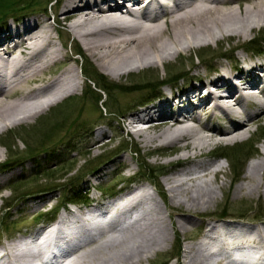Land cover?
Segmentation results:
<instances>
[{
    "label": "bare ground",
    "instance_id": "6f19581e",
    "mask_svg": "<svg viewBox=\"0 0 264 264\" xmlns=\"http://www.w3.org/2000/svg\"><path fill=\"white\" fill-rule=\"evenodd\" d=\"M51 11L54 17H29L10 30L0 29V130L36 118L87 88L79 59L66 51L72 40L125 94L161 84L171 88L158 92L162 99L141 113L132 111L120 133L132 129L137 149L145 154L174 147L176 157L164 164L177 169L164 178L166 190L160 185L164 190L152 192L148 183H140L116 203L99 204L107 214L102 221L67 210L40 242L41 228L27 231L23 239L0 248V264H41L43 258V264H76L79 259L81 264H142L170 240L164 209H184L178 222L185 231L198 212L215 207L219 192L227 190L220 179L225 167L210 157L211 147L244 143L251 127L264 121V55L243 46L264 30V0H58ZM224 40L237 41L240 52L232 66L218 61L213 74L197 73L198 84L187 87L170 82L180 72L178 60ZM131 77L137 81L123 82ZM252 88L260 91L248 92ZM105 137L99 131L87 151L103 146ZM261 151L236 185V196L264 195ZM11 178L12 173L0 176V186ZM120 226L111 230L115 235H105ZM184 252V264H264V222L207 224L201 240L186 245Z\"/></svg>",
    "mask_w": 264,
    "mask_h": 264
},
{
    "label": "rangeland",
    "instance_id": "374dc122",
    "mask_svg": "<svg viewBox=\"0 0 264 264\" xmlns=\"http://www.w3.org/2000/svg\"><path fill=\"white\" fill-rule=\"evenodd\" d=\"M29 1L30 0H24V3ZM47 1L48 0H41V5L36 6L35 10L37 11L32 14L45 12L41 11L44 10L43 8H45L44 5ZM53 1L51 5L48 4V11L43 14H38V16L41 18H43V15L54 17L51 7L54 6L56 2L55 0ZM8 23L9 21H7L5 25ZM3 26L0 27L3 28ZM63 28L64 27L61 29L63 30ZM255 37L257 39L254 40ZM251 38L253 39L252 41L244 43V48L254 55H264V53L258 54L257 52L249 50L251 46L255 45L257 50H263L264 52V30L257 35H253ZM236 43V40H224L222 45L211 44L209 48L191 52V57H186L185 60H178V70H187L188 72L185 75H181L182 77L177 78V86L179 85L181 87L183 85L189 86L196 84L198 81L196 83H191L192 80L196 78L195 74L199 73L202 76L208 77L210 76L208 75L209 69L215 67L218 61H225L228 63L230 61L228 58L231 55H228L227 52L230 51L231 48H233L231 51L233 53L232 56L240 52L238 51L239 48L235 46ZM74 46L72 40H67L66 51L69 52L71 56L74 55L79 59L83 81L84 83L86 82L87 88H84L79 95L70 97L72 99L67 98L51 106L47 111L39 114L36 118L23 122V124L10 130H0V163H4L9 157L7 146H10L13 152L26 153L29 151V148L27 149L28 144L37 147L40 142L41 144H47L51 141L47 145L48 147L44 149L45 151L49 150V154L41 152L34 156L40 159V166L37 169H34L36 165L34 163L26 166V171L28 172L33 169L39 171L36 174H32V178L29 177L32 180L31 183L23 182V179L19 177L22 174L21 171H16L12 174V178L4 184L5 186H0V248L16 243L21 240L22 234L26 231L33 230L34 227L37 226V217L65 201L68 193L66 191H69L66 188L70 186L68 183L80 177L86 170H90L97 165L94 174H98L100 170H106L110 173L109 179L97 181L94 179V175L90 174L89 176L84 175L80 179L78 178V183L75 184V187L78 185L82 190L90 188L88 192L86 191L85 200H90L91 203L94 198H98L102 194L93 189L92 186L95 184L103 183L108 186L107 188H112L116 185L117 181L124 182V180L134 179L135 183L130 185L129 182H127L124 184L123 189L131 190V188L140 183H148L152 192H155L160 185L166 190L164 178L168 177L177 169L174 165L171 167V165L164 164L166 161L171 160V158L176 157L177 152L174 147L163 146L157 149L153 154H145V150L137 149L138 138L132 129H130L131 132L125 129L120 133L121 127L126 125L131 118L130 114L132 111L136 110L137 112V106L139 104L152 96L154 97L158 92L166 91L167 93V89L171 88L158 85L159 87L155 86L154 88L140 91L135 90L129 94L121 92L120 88H114V86L107 90L102 85L103 83L96 81V77L101 78V76H103L106 81H110V83L112 82L113 84L116 83L107 77L100 68L96 67L97 65L89 57L86 59V55L82 49L79 50L80 54L76 51ZM201 62H203V64H201ZM194 66L198 67L197 70ZM90 68L96 70V76H92L88 73ZM159 73L161 77H164L162 68L159 69ZM176 74L178 75L180 73L176 72ZM135 81H137L135 77H131L129 79L125 78L123 82L125 84H133ZM99 88L102 90H99ZM174 89L175 88L172 87V90ZM58 110L60 111L57 112ZM65 116L68 118L64 121L63 117ZM72 123H74V125ZM215 123L216 122L212 124L215 125ZM101 125H105L103 126L104 128H101ZM48 127L53 128L48 131H43ZM73 130L74 132H72ZM263 130L264 121H260V123L251 127L249 137L244 143H237L231 146H225L223 144L222 146L216 147V150H214L215 147H211L210 157H212L213 160L217 159L225 167V174H221L220 179L226 181L227 190L225 192H219V202L215 207L207 211L198 212L196 217H194L195 222L189 225L188 229L185 231L180 225L182 223H179L181 221L179 214L183 212L184 209H164L162 217L167 223L170 240L168 244L162 248H157L148 253V257L145 258L142 264H184L183 260L186 245L200 241L202 238V229L207 224L218 223L219 220H224L220 218L221 216H229L226 221L235 222L237 224L246 223L255 225L264 222V195L248 196L245 194L236 196L234 193L236 185L244 180L247 166L256 158L258 152L264 148ZM50 131H52L49 135L50 138L45 139L44 135ZM99 131H104L106 133V137L102 141V143H104L102 144L103 146L93 151H87L88 146L94 141ZM116 152L121 153L117 155L112 162L108 163V165L103 164L110 155ZM224 157L228 159L226 160ZM48 168L57 173H45L44 170ZM113 170L117 171L111 179ZM102 174L108 176V172H102ZM209 179L213 180L214 177L210 176ZM157 183L159 184L158 186L156 185ZM46 187H55V191L42 194L38 193V190ZM29 194L31 195L27 197V200L40 201L35 202L37 204H29L27 202L30 201H26L27 205L23 202L19 206L13 207L11 210L6 209V206L8 207L11 204V200L14 197ZM160 196L156 194V197L162 200V196ZM90 204L82 206L81 209L83 210H81V212L84 213V210L87 211ZM70 208L77 209L78 207H67V209ZM52 216H48L45 220L48 221L52 219ZM191 217L193 216H190L189 219ZM1 221H4V225L6 226L4 229L1 225ZM121 228H123V226L115 229L108 228V233L105 235H115L116 231ZM110 231L111 233H109ZM111 235L109 237H111ZM99 237L100 236H97V238ZM76 264H81V260L79 259Z\"/></svg>",
    "mask_w": 264,
    "mask_h": 264
},
{
    "label": "trees",
    "instance_id": "16d2710c",
    "mask_svg": "<svg viewBox=\"0 0 264 264\" xmlns=\"http://www.w3.org/2000/svg\"><path fill=\"white\" fill-rule=\"evenodd\" d=\"M53 2H54L53 0H48L46 2V4L44 5L45 8H43V9L46 11L48 9V4L50 5ZM39 5H41V0H30L29 2H25V3H24V0H0V26L6 24L7 20H10L11 18L18 19V18H21L23 16L29 15V14H31L33 12H36L37 10H35V7L39 6ZM88 73L90 75H92V76H94V75L96 76V70L94 68H90ZM96 81L103 83L102 85L107 90H109V88H112L114 86L112 83H110V81L109 82L106 81L105 77H103V76H101V78H97L96 77ZM114 88H115V86H114ZM99 90H102V89L99 88ZM132 91H135V90H132ZM136 91H137V89H136ZM126 94H129V93H126ZM70 99H72V98H70ZM64 108H65V106H64ZM59 111L60 110H58L57 112H59ZM66 115H67V113H66ZM63 118H64V121H65V119H67L68 117L65 116ZM72 124L74 125V123H72ZM52 128L53 127H50V128L48 127L47 129H44L43 131H48L49 129H52ZM72 132H74V130ZM51 133H52V131L48 132L46 135H44V138L45 139L50 138L49 135ZM263 133H264V130H263ZM50 142H48L47 144H41V142H40L39 145H37V147L31 146L30 144H28L27 149L29 148V151H27L26 153H22V152L18 153L16 151L13 152V150H12V148L10 146L5 145V146H7L8 150H9L8 151L9 152V157L7 158V160L4 163L3 162L0 163V170L10 168V167H12L14 165L16 166V165H18L20 163H23V162L25 163L26 160L31 159V158H35L34 156L36 154H38V153L49 152V150L45 151L44 149H46L48 147L47 145ZM27 143H28V141H27ZM119 153H121V152H116V153L110 155L109 158L106 160V162L107 161L109 162L110 160L114 159L116 157V155H118ZM32 155H33V157H32ZM97 166L91 168L90 170H86V172H84L80 177H77L75 180L70 181L68 183V185H70V186L68 188H66L69 191H66L68 193H67V196H66V199H65L64 203H66V202H68V203L69 202H75L78 199L82 198V191H81V189H79L78 185H77V187H75L76 186L75 184L78 183V180L81 177L86 175L88 172L93 171ZM55 172L56 171H52L50 173H55ZM26 179H27L26 177L23 178V180H24L23 182L26 183ZM31 182H32V180L28 181L27 183H31ZM54 189H55V187H46L44 189L41 188L40 190H38V192L39 193L51 192V191H55ZM15 190H16V188H15ZM25 197H26V195L14 197L11 200V204L9 206L12 207L16 203L15 201L18 202L20 199L25 198ZM9 206H8V208H9Z\"/></svg>",
    "mask_w": 264,
    "mask_h": 264
}]
</instances>
